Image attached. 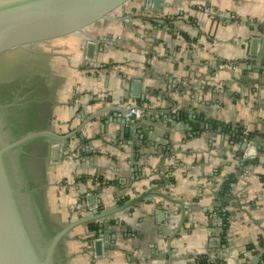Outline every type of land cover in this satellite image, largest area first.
<instances>
[{"label": "crops", "instance_id": "0c3cea01", "mask_svg": "<svg viewBox=\"0 0 264 264\" xmlns=\"http://www.w3.org/2000/svg\"><path fill=\"white\" fill-rule=\"evenodd\" d=\"M143 5L93 27L89 38L60 44L49 127L72 136L48 152L50 216L60 225L149 193L109 217L119 222L102 256L87 240L98 223L71 230L61 243L62 264H264V70L247 52L251 34L264 38V0ZM136 79L139 96L131 94ZM116 105L141 111L138 131L111 120ZM188 105L197 119L173 126L167 115L186 114ZM231 127L259 141L251 149L256 162L239 155L242 139ZM230 182L243 209L235 200L215 205ZM89 188L102 208L81 209Z\"/></svg>", "mask_w": 264, "mask_h": 264}, {"label": "water", "instance_id": "95a60500", "mask_svg": "<svg viewBox=\"0 0 264 264\" xmlns=\"http://www.w3.org/2000/svg\"><path fill=\"white\" fill-rule=\"evenodd\" d=\"M147 1L0 0V58L18 49L64 41L79 35L89 38L88 31L93 27L117 18L118 15L137 4H145L143 5L145 7ZM160 4L161 0H153L154 8H159ZM248 40V54L255 58L257 64L259 63L258 70H264V38L261 35L251 34ZM96 48V41L91 38L87 43V59H95ZM105 50L104 46L100 47L101 52ZM140 84V79L132 82L131 94L133 96L140 95ZM145 96L141 94L142 99ZM188 106L190 109L187 107L186 114L176 112L167 115V118L173 120L171 121L173 126L180 128L177 126V120L197 119V114L193 113V105ZM7 107L0 102V264H62L60 250L62 241L75 227L89 222L98 223V228L92 229L93 234L87 240H89L93 255L102 256L104 248H111L113 225L117 222V220L112 222L109 217L135 205L149 196V193L145 192L119 206L99 211L96 205L102 208V200L97 199L96 194H92L90 188L86 189L87 204H84L81 209L96 206L92 210L93 214L63 222L57 228L51 227L48 222L50 214L45 198L44 177V168L49 154L47 153L42 164L26 163L24 158L28 154V145L35 140L48 142V152H50L55 142H66L72 135L59 134L50 127L21 134L24 127L19 125L16 128L10 125ZM115 107L116 109L112 112L116 117L113 116L112 121L126 125L125 132L140 129L141 122L137 120L136 112L132 111L136 108H119L117 105ZM132 121L134 123L129 124ZM205 126L213 128L209 123ZM227 128L228 126H223L220 130ZM231 129L234 130V136L239 135L242 139V152L239 153L241 157L244 156L249 140L259 144V141L244 132L241 133L239 129L233 127ZM262 148H264L263 144H259L258 149ZM256 158L257 156L251 155L244 159L248 162H256ZM134 170L133 167L132 171ZM232 187H236V183H227L225 196L218 204H215L217 207L235 200V205L243 209L240 195L232 192ZM98 190L101 191L102 187ZM163 197L170 200L164 195ZM81 201L82 198L79 199L78 204ZM158 216L162 223L167 219L164 210H161ZM199 263L208 264V260L202 259ZM257 263L256 261L254 264Z\"/></svg>", "mask_w": 264, "mask_h": 264}, {"label": "flooded vegetation", "instance_id": "af4514ba", "mask_svg": "<svg viewBox=\"0 0 264 264\" xmlns=\"http://www.w3.org/2000/svg\"><path fill=\"white\" fill-rule=\"evenodd\" d=\"M36 54L37 51L29 50V57L25 56L24 59L27 58L22 63L0 68V102L8 106L10 125L24 127L22 132L18 130L21 134L49 128L59 85V80L49 68L48 62H39ZM49 81L52 87L46 86L45 83ZM48 149V142L35 140L28 145V154L25 156L27 160H24L26 163L42 164ZM48 222L51 227H59L50 215Z\"/></svg>", "mask_w": 264, "mask_h": 264}, {"label": "rangeland", "instance_id": "374dc122", "mask_svg": "<svg viewBox=\"0 0 264 264\" xmlns=\"http://www.w3.org/2000/svg\"><path fill=\"white\" fill-rule=\"evenodd\" d=\"M59 42V43H57ZM54 43V45L48 44H40L33 47H28L27 49H18L12 52H9L8 54H5L0 58V68H6L5 66L9 65H15L17 66L19 63H22L25 56L29 55V50H35L38 52L36 54L37 58L39 59V62L42 63L48 62L49 68L52 69V71L56 72V69H58V66H60V59H58L60 56V52H62L65 48H61L62 41H57ZM53 44V43H52ZM56 44V45H55ZM50 46H56V49H52L53 51L49 50L51 49ZM29 49V50H28ZM28 51V52H27ZM29 57V56H28ZM58 57V58H57ZM49 81L48 83H45L47 87H52ZM46 87V88H47Z\"/></svg>", "mask_w": 264, "mask_h": 264}, {"label": "built area", "instance_id": "2783aa9c", "mask_svg": "<svg viewBox=\"0 0 264 264\" xmlns=\"http://www.w3.org/2000/svg\"><path fill=\"white\" fill-rule=\"evenodd\" d=\"M146 5L148 6V7H152L153 6V0H148L147 1V3H146ZM132 111H134V112H136V115H137V117H140V115H141V111L139 110V109H132ZM244 134H247L246 132H244ZM253 141L252 140H249V142H248V146H247V149H246V151H245V153H244V156H249V155H251V149H252V145H253ZM197 264H200L199 262L197 263Z\"/></svg>", "mask_w": 264, "mask_h": 264}]
</instances>
